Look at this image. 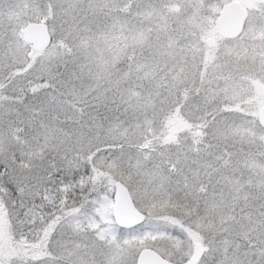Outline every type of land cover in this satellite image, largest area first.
Listing matches in <instances>:
<instances>
[{"label": "snow or ice", "instance_id": "6c2138e0", "mask_svg": "<svg viewBox=\"0 0 264 264\" xmlns=\"http://www.w3.org/2000/svg\"><path fill=\"white\" fill-rule=\"evenodd\" d=\"M0 264H264V0H0Z\"/></svg>", "mask_w": 264, "mask_h": 264}]
</instances>
